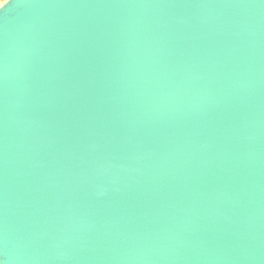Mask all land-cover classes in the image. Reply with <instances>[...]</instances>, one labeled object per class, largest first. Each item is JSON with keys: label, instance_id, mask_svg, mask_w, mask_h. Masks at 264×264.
Wrapping results in <instances>:
<instances>
[{"label": "water", "instance_id": "1", "mask_svg": "<svg viewBox=\"0 0 264 264\" xmlns=\"http://www.w3.org/2000/svg\"><path fill=\"white\" fill-rule=\"evenodd\" d=\"M3 264H264V0H7Z\"/></svg>", "mask_w": 264, "mask_h": 264}, {"label": "snow or ice", "instance_id": "2", "mask_svg": "<svg viewBox=\"0 0 264 264\" xmlns=\"http://www.w3.org/2000/svg\"><path fill=\"white\" fill-rule=\"evenodd\" d=\"M9 3L7 2V0H0V10H3L7 7H9Z\"/></svg>", "mask_w": 264, "mask_h": 264}, {"label": "clouds", "instance_id": "3", "mask_svg": "<svg viewBox=\"0 0 264 264\" xmlns=\"http://www.w3.org/2000/svg\"><path fill=\"white\" fill-rule=\"evenodd\" d=\"M0 264H3V261H0Z\"/></svg>", "mask_w": 264, "mask_h": 264}]
</instances>
